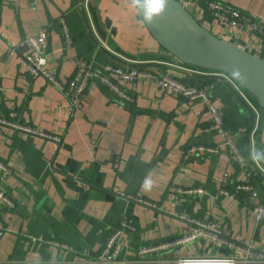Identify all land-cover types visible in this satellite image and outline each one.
I'll use <instances>...</instances> for the list:
<instances>
[{
	"label": "crops",
	"instance_id": "0c3cea01",
	"mask_svg": "<svg viewBox=\"0 0 264 264\" xmlns=\"http://www.w3.org/2000/svg\"><path fill=\"white\" fill-rule=\"evenodd\" d=\"M178 1L213 35L264 59V38L249 26L225 30L205 21L199 0ZM219 1L264 17V0ZM60 18L68 27L69 45ZM43 28L48 33L47 66L62 82L73 75L75 56L93 69L149 61V67L171 70L167 63L180 60L150 29L133 0H0V119L51 136H32L0 124V161L10 169L3 188L14 202L13 209L0 204V264H69L76 254L92 258L123 216L134 227L121 239L120 258L127 264H136L141 247L187 232L180 215L214 221L225 239L264 253V222L252 216L247 196L219 194L226 176L230 193L232 185L247 181L264 204V109L258 101L239 85L177 72L197 85L211 84L224 128L235 135L245 127L243 137L248 136L243 167L228 149L184 158L190 146L223 143L208 131L210 114L201 102L140 81L125 85L134 100L121 104L95 79L81 109L71 110L59 89L19 65L24 39ZM246 98L259 113L258 123ZM192 188L206 194L194 197L173 190ZM233 253L222 241L199 238L147 258Z\"/></svg>",
	"mask_w": 264,
	"mask_h": 264
},
{
	"label": "built area",
	"instance_id": "2783aa9c",
	"mask_svg": "<svg viewBox=\"0 0 264 264\" xmlns=\"http://www.w3.org/2000/svg\"><path fill=\"white\" fill-rule=\"evenodd\" d=\"M207 9L212 17V20L223 29L233 31L235 29L243 28L244 26H249L253 32L258 33L264 38V17L257 19L242 12L236 7L219 0H208ZM200 14H202V12H200ZM59 24L64 34L65 43L69 45L71 43V39L65 20L60 18ZM47 47L48 33L46 29H39L34 34L27 36L23 41L24 52L18 57L19 65L22 66L31 77L43 78L59 89L68 101L71 110L81 109L86 93L95 79L105 84L115 96L118 101L117 103L121 104H131L134 100L133 96L125 88V85L140 81H148L154 84L157 90L162 93L183 98L188 102H201L210 114L211 123L208 127V131L215 133V135L219 136L223 141L222 144L217 146H190L187 149L184 158H187L188 154H206L209 156L216 155L222 153L224 149H228L232 155L237 158L240 165L242 167L245 166V157L241 153L242 149L239 143L240 138L246 134L247 130L245 127L240 128L237 132L238 134L236 133L235 135L227 131L224 128L222 116L215 106L213 98L209 92L212 85H197L193 82L187 81L183 77H180L177 72L183 71L191 77L194 75L212 76L218 80H225L237 87L239 84L229 74L221 71L191 66L181 60L176 61L177 64L167 63L168 66L172 67L171 70L149 67V64L153 63L149 61H137L132 67L116 63H105L99 69H93L86 59L80 56H75L73 58V75L67 81L62 82L47 66ZM14 50L15 49L11 51ZM239 87L241 86L239 85ZM249 99L246 98V101L255 111L257 122L259 113L253 107V104L250 101L251 99ZM0 124L9 126L28 135L51 138L50 135L37 131L24 124L10 123L2 119H0ZM253 132L251 134H253ZM52 139L60 142L59 138L52 137ZM9 173L10 169L8 165L0 161V204L9 209H13L14 202L3 188L4 179ZM220 186L219 194L225 197L241 194L246 195L251 204L250 211L252 216L257 222H264V204L260 202L256 189L250 183L247 181L237 182L231 186L233 192L230 193L227 189L228 183L226 176H224L221 180ZM173 190L178 193L194 197L206 194L205 190L202 188ZM118 194L120 197L124 196L123 193L119 192ZM134 201L147 207L157 208L155 204L141 198H135ZM178 217L186 222L187 232L182 234L180 237L172 239L171 241H164L155 245L141 247L136 251L137 258L134 263L264 264L263 252L257 250L252 245H240L225 239L223 232L214 221H210L208 219H197L186 215H180ZM133 230L134 227L131 221L126 216H123L120 219L118 227L108 233L103 246L96 256L88 258L85 255L76 254L69 264H127L120 258L122 249L121 239L125 232ZM1 233L2 229L0 228V234ZM199 238H206L210 241H222L234 250V255L215 254L202 257L185 256L169 260L147 258L148 255L153 253H163L173 247L196 241Z\"/></svg>",
	"mask_w": 264,
	"mask_h": 264
},
{
	"label": "water",
	"instance_id": "95a60500",
	"mask_svg": "<svg viewBox=\"0 0 264 264\" xmlns=\"http://www.w3.org/2000/svg\"><path fill=\"white\" fill-rule=\"evenodd\" d=\"M133 2L158 39L181 61L229 74L264 109V59L213 35L178 0Z\"/></svg>",
	"mask_w": 264,
	"mask_h": 264
},
{
	"label": "trees",
	"instance_id": "16d2710c",
	"mask_svg": "<svg viewBox=\"0 0 264 264\" xmlns=\"http://www.w3.org/2000/svg\"><path fill=\"white\" fill-rule=\"evenodd\" d=\"M199 7L203 9L204 11V19L206 22H210L212 20V17L210 16L209 11L207 10V0H199ZM192 14V13H191ZM193 15V14H192ZM203 19V20H204ZM202 23V21H200ZM264 57V55H263ZM248 137V136H247ZM247 137L241 138V153L244 155V146L248 147V141L246 140ZM243 139V140H242Z\"/></svg>",
	"mask_w": 264,
	"mask_h": 264
}]
</instances>
